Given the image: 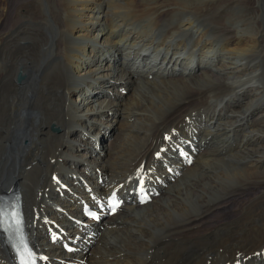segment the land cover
I'll use <instances>...</instances> for the list:
<instances>
[{"label": "bare ground", "instance_id": "6f19581e", "mask_svg": "<svg viewBox=\"0 0 264 264\" xmlns=\"http://www.w3.org/2000/svg\"><path fill=\"white\" fill-rule=\"evenodd\" d=\"M39 1L8 6L5 31L0 20V189L20 186L40 264H264V0H188L209 4L196 20L168 7L178 0H123L146 6L137 17L149 16L159 39L123 20L104 23L102 0H62L68 23L52 29L55 14L40 16ZM211 6L226 10L220 18L230 9L219 45L203 37L218 28L208 27ZM123 43L120 59L110 58ZM109 123L123 148L114 139L103 160ZM161 162L170 175L156 172ZM254 186L233 216L205 223ZM0 264H16L1 238Z\"/></svg>", "mask_w": 264, "mask_h": 264}, {"label": "rangeland", "instance_id": "374dc122", "mask_svg": "<svg viewBox=\"0 0 264 264\" xmlns=\"http://www.w3.org/2000/svg\"><path fill=\"white\" fill-rule=\"evenodd\" d=\"M16 1V2H15ZM22 1H24V0H0V20H1V22H2V30L3 31H5V29H6V27H8L9 26V23H10V21L12 20L10 17H9V19L7 18L8 17V15L9 14H11L12 13V11L14 10V7H15V5H17L18 3H21ZM51 0H40L39 1V4H41V5H39V13H41V14H39L40 16H42V17H47V15L48 14H50V13H54L55 15H54V17H53V20H51L50 22L52 23H50L51 24V26H52V29H54V27L56 28V27H58V28H63L64 27V25L66 24V23H68V21H66L67 20V18H66V14H67V12H68V4H66L65 2L63 3V2H61L62 0H52L51 2H50ZM65 1V0H64ZM106 1V2H105ZM122 1V2H121ZM139 2H144V3H146V2H148V1H146V0H138ZM195 1V0H194ZM11 2V3H10ZM50 2V4L48 5V3ZM54 2V3H53ZM58 2V3H57ZM102 4H103V6H104V10H103V12L105 13V14H107V15H105V17H104V19H105V21H104V23H112L113 21H117V20H123L124 22H129V23H131V25H129L128 27H129V29H133L134 27V30H136V31H139L140 29V31L141 32H144V34H147L148 36H152V37H155V38H160L161 36H164V34H162L161 32H158V33H156V34H154L153 33V31L151 32V29H153L154 27V22H153V20L152 19H150V17L149 16H146V15H143V16H140V18H138L137 17V15H139V13L141 12V13H143L145 10L144 9H146V6H144V5H139V4H137L138 5V7L137 6H134V7H131L130 5H122V3H123V0H102ZM111 2H113V3H111ZM169 1H167V3H168ZM174 2V4H171V5H168V7H175V8H177V14H178V16L179 15H181L182 16V18H185V17H189V18H193V15L195 16L197 13H200V15L202 16V13L204 12V7L205 6H207V5H209V4H206V5H204V6H202L203 4H201V6L203 7H201L200 5L199 6H197V7H190V5H187L186 3L187 2H189L188 0H185V2L183 1V0H178L176 3H175V1H173ZM200 3L201 2V0H196V3ZM229 2H231V0L229 1ZM6 3V4H5ZM16 3V4H15ZM111 3V4H110ZM177 3H178V5H177ZM51 4H52V6H51ZM105 4V5H104ZM235 4V2L234 3H231V5H233V6H235L234 5ZM59 5V6H58ZM118 5V6H117ZM8 6H10V7H8ZM11 6H12V11H11V9L9 10V13L7 14V17L5 18L6 19V23H4L5 22V20H4V16H5V11H7L8 12V8H11ZM55 6V7H54ZM126 6V7H125ZM129 6L131 7V8H129ZM179 6V7H178ZM185 6H187V7H185ZM232 6V8L233 9H237V10H239V5L238 6H235V7H233ZM8 7V8H7ZM41 7V8H40ZM42 7H44V9L42 8ZM124 7V8H123ZM145 7V8H144ZM215 7V8H214ZM50 8V9H49ZM56 8V9H55ZM132 8H137L136 10L135 9H132ZM141 8V9H140ZM46 9V10H45ZM54 9V10H53ZM130 9V10H129ZM131 9L134 11V13L135 14H133V11H131ZM140 11H139V10ZM185 9H188V10H185ZM201 9V10H200ZM241 9L243 10V11H246V9L245 8H243V7H241ZM2 10V11H1ZM43 10V11H42ZM51 10V11H50ZM108 10V11H107ZM144 10V11H143ZM218 6H211L209 9H208V13L209 14H207V16H208V23H209V26L208 27H210L212 24L214 25H217L218 26V28H211V30H207L206 31V33H205V35L203 36L204 37V39H205V37H206V39H205V41L207 40V42H208V40H209V42H217L218 43V45H219V43H221V33H219V21L221 22L220 23V28L221 27H227V25H230V23H229V20H228V18L226 17L227 15H228V13L230 12V9H227V13H225V17H223V18H220L219 17V14H218ZM47 13H46V12ZM139 11V12H138ZM143 11V12H142ZM219 11H221V13L223 14L226 10H219ZM240 11V10H239ZM59 12V14H56V13H58ZM128 12V14H126ZM247 12H248V9H247ZM62 13V14H61ZM180 13H182V14H180ZM196 13V14H195ZM65 14V15H64ZM123 14H125L124 16H123ZM132 14V15H131ZM176 14V15H177ZM2 15V16H1ZM46 15V16H45ZM63 15V16H62ZM136 15V16H135ZM10 16V15H9ZM58 16V17H57ZM60 16V17H59ZM111 16V17H110ZM128 16V17H127ZM107 17H109V18H107ZM123 17H125V18H123ZM180 17V16H179ZM218 17V18H217ZM111 18H113V21H112V19ZM133 18V19H132ZM138 18V19H137ZM181 18V17H180ZM180 18L178 19V20H180ZM126 19H127V21H126ZM137 19V20H136ZM194 19V18H193ZM216 19V20H215ZM223 21H222V20ZM225 19H227V20H225ZM3 20V21H2ZM55 20L56 21H58V22H56L55 23ZM132 20V21H131ZM135 20V21H134ZM140 20H141V23H140ZM194 20H196V19H194ZM54 21V22H53ZM142 21H144V22H142ZM146 21H148V22H146ZM153 22V23H152ZM162 22V20L159 22V23H161ZM223 22V23H222ZM8 24V25H7ZM55 24V25H54ZM135 24V25H134ZM221 24H226V25H221ZM60 25H61V27H60ZM151 27H153V28H151ZM138 29V30H137ZM213 29V30H212ZM150 31V32H149ZM216 31H217V33H216ZM122 32H123V29H122ZM216 33V34H215ZM263 33H264V31H263ZM217 35V36H216ZM213 36V37H212ZM220 37V38H219ZM162 39V38H161ZM123 45V46H122ZM121 45V47H119L118 49H117V51L115 50V51H112L111 53H112V55L110 56V58L111 57H113V59L114 60H116V59H120V57H121V53L123 52V49H124V46H125V43H123ZM117 52V53H116ZM110 53V52H109ZM115 53V54H114ZM120 54V55H119ZM226 55V56H225ZM224 55V60L225 61H230V58H228L229 56L227 55V54H225ZM117 56V57H116ZM119 56V57H118ZM226 57V58H225ZM228 59V60H227ZM215 60H217V59H215ZM218 61V60H217ZM207 68V70H211V66L209 65V66H207L206 67ZM180 69V67H177L175 70L177 71V70H179ZM178 72V71H177ZM132 75V78H131V80H137V78H135V76H134V74H131ZM131 80H129V84H133L132 83V81ZM16 82H17V80H16ZM129 86H128V89H125V91L126 90H129ZM129 91H131V90H129ZM160 106V105H159ZM159 106H156V105H153V107H151V106H147L146 108L144 107V109L145 110H149L148 112H150V113H152V114H155L156 113V111L157 110H159ZM166 107V106H165ZM154 112V113H153ZM119 113V112H118ZM123 113V112H122ZM121 116H122V114H121ZM191 118H193V115H191L190 116ZM119 118H120V115H119ZM134 120V118L133 117H131L130 118V121L132 122ZM186 120H189L188 118H186ZM191 120V119H190ZM205 123H208V121H206ZM251 124V123H250ZM118 124L116 125H111L110 123L109 124H105V125H103V133L101 134V138H102V142H103V146H102V150L103 151H101V155L100 156H103V160L105 159V156H106V154H105V152H104V149L106 148V144H108V143H111V142H113L114 141V139L116 140L115 141V143H114V147H115V151L116 150H118V149H121V148H123V146H119V143H117V142H122L123 141V139H124V136L123 135H121L120 134V132H119V129H118ZM51 128V127H50ZM49 128V130H51ZM185 129V125L183 124L181 127H180V130H178V132L179 133H174L173 134V137H175L174 139L176 140L178 137H181V136H183V129ZM187 128V127H186ZM238 129H237V131H236V133L238 134V135H242V134H245V133H248V128L246 129V128H243V127H237ZM244 130V131H243ZM52 131V130H51ZM243 132V133H242ZM216 133V135H215V137L214 138H212V140H211V142L212 143H216L217 141H220L219 139L220 138H218L217 137V134H219V133H217V132H215ZM254 133H257V132H254ZM169 135H171V133L169 134ZM113 138V139H112ZM123 138V139H122ZM218 138V139H217ZM111 140V141H110ZM122 140V141H121ZM171 140V139H170ZM110 141V142H109ZM136 144H138V143H136ZM204 144V143H203ZM202 144V149L201 150H203V149H206L207 151H210V146L208 145L207 147H205V144L203 145ZM254 144H256V142L255 141H253V142H251V144L249 145H245V146H243L242 148H241V150H243L244 149V147L245 148H252L253 147V145ZM119 146V147H118ZM133 149H135V148H133ZM200 150V147H199V149H198V152L199 151H201ZM114 151V152H115ZM175 151H178L177 150V148L175 149ZM104 153V154H103ZM129 154V153H128ZM167 154V151H166V153H165V151L163 152V155H166ZM264 157V156H263ZM164 157H162V159H163ZM251 158H255L256 159V157L254 156V157H251ZM262 158V157H261ZM159 159H161V157L159 158ZM170 162H172V161H169V163ZM192 163V160H189V162H187L186 164L187 165H190ZM236 166H238V167H240L241 168V166H242V164H237ZM264 164L263 165H260L259 167H258V171L259 172H264ZM166 168V169H165ZM242 168H245V167H242ZM161 169V170H160ZM166 170V171H165ZM159 172V171H165V173H167L168 175H170L169 173L171 172V169H170V166H165L164 167V164H162V162L160 163V164H158L157 166H156V172ZM168 171V172H167ZM173 175H171V177H169V178H166V179H161L159 182H160V185H159V188H160V190H161V192H164V191H162L163 189H166L168 186H169V184L171 183V181H173L172 179H174V177H172ZM169 180V181H168ZM167 182H169V183H167ZM165 183H167V184H165ZM164 184V185H163ZM256 187V188H255ZM4 189V188H3ZM260 188L259 187H257V186H254V187H250V188H248L247 190H243V192H241V193H238V194H236V195H234L233 197H231V198H229L226 202H224V205H222L223 206V208H219V209H215V210H213V212L211 213V215L209 216V218H208V221H205V223L206 224H209V225H211V224H213V223H215V222H218V221H221V220H224V219H226V218H229V217H231V216H233L234 214H235V211L237 210V208H238V206L241 204V202H243V200L244 199H246L248 196H252V195H254L258 190H259ZM212 197H213V195H212ZM126 208V207H125ZM125 208H123V209H121L122 211L125 209ZM224 218V219H223ZM92 239H95V238H93L92 237ZM31 240V239H30ZM31 242H32V240H31ZM33 244V243H32ZM33 247H34V245H33ZM35 248V247H34ZM35 250H37V249H35Z\"/></svg>", "mask_w": 264, "mask_h": 264}, {"label": "snow or ice", "instance_id": "6c2138e0", "mask_svg": "<svg viewBox=\"0 0 264 264\" xmlns=\"http://www.w3.org/2000/svg\"><path fill=\"white\" fill-rule=\"evenodd\" d=\"M3 211V209L2 208H0V212H2ZM14 215V214H13Z\"/></svg>", "mask_w": 264, "mask_h": 264}]
</instances>
